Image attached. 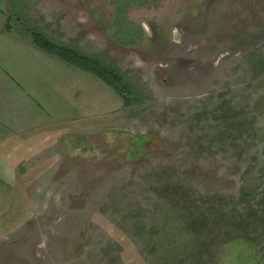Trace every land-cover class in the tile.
I'll list each match as a JSON object with an SVG mask.
<instances>
[{"label": "rangeland", "instance_id": "374dc122", "mask_svg": "<svg viewBox=\"0 0 264 264\" xmlns=\"http://www.w3.org/2000/svg\"><path fill=\"white\" fill-rule=\"evenodd\" d=\"M21 3L29 34L115 71L127 103L94 78L40 124L0 264H264V0Z\"/></svg>", "mask_w": 264, "mask_h": 264}, {"label": "crops", "instance_id": "0c3cea01", "mask_svg": "<svg viewBox=\"0 0 264 264\" xmlns=\"http://www.w3.org/2000/svg\"><path fill=\"white\" fill-rule=\"evenodd\" d=\"M20 1L0 0V203L7 201V195L12 199L14 159L34 146L40 152V124L44 126L52 114L54 119L69 112L67 108L92 102L94 87L100 90L94 82L97 77L32 42L20 20L27 16ZM14 20L16 24H10ZM30 73L34 77L25 82L34 85L26 90L16 78ZM40 96L46 106L38 102Z\"/></svg>", "mask_w": 264, "mask_h": 264}, {"label": "trees", "instance_id": "16d2710c", "mask_svg": "<svg viewBox=\"0 0 264 264\" xmlns=\"http://www.w3.org/2000/svg\"><path fill=\"white\" fill-rule=\"evenodd\" d=\"M30 36L32 38V42L38 48L72 66L81 68L91 73L100 79L104 84L113 89L117 94L122 96L125 101V88L122 83V78L115 71L107 69V67L100 65L98 62L82 56L72 48L53 42L40 32L31 31ZM126 101L125 104L127 103Z\"/></svg>", "mask_w": 264, "mask_h": 264}]
</instances>
